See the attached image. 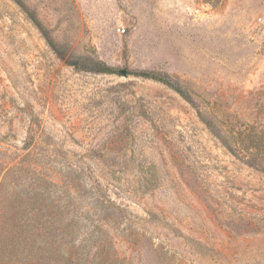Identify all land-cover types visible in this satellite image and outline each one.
<instances>
[{
    "label": "rangeland",
    "instance_id": "rangeland-1",
    "mask_svg": "<svg viewBox=\"0 0 264 264\" xmlns=\"http://www.w3.org/2000/svg\"><path fill=\"white\" fill-rule=\"evenodd\" d=\"M20 1L44 31L0 0V264H264V0Z\"/></svg>",
    "mask_w": 264,
    "mask_h": 264
},
{
    "label": "trees",
    "instance_id": "trees-1",
    "mask_svg": "<svg viewBox=\"0 0 264 264\" xmlns=\"http://www.w3.org/2000/svg\"><path fill=\"white\" fill-rule=\"evenodd\" d=\"M14 1V3L19 7L21 8V10H23L27 16L29 17V19L33 22V24L42 32L44 31L41 24L38 22L37 18L32 15V14H28L29 12L27 11V8L24 6V4L20 1V0H12ZM206 2H211V3H215L216 1H213V0H206ZM45 39L46 41H48L47 37L45 36ZM98 65V64H97ZM100 66V65H98ZM92 71V70H91ZM93 72H97V73H109V74H113V73H116L115 70H112L110 68H107L106 66H102V67H98L96 68L95 70H93ZM130 74H133L135 76H139V77H143V78H148V79H153L155 81H158L162 84H165L166 86H169L171 88H173L178 94H180L181 96L184 95L183 91L176 87L172 82L171 80L169 79L168 76H157V75H154L152 73H147V72H140V73H130ZM226 144V143H225ZM228 145V144H226ZM245 163H247L249 166L252 165L248 160H245ZM98 201L99 198H97ZM101 202V201H100ZM102 203V202H101ZM20 210H23L25 213H27L28 215L26 216V218L24 220H21L22 224L23 225H29L33 228V226L35 225V211L33 210H29V208L27 207H20ZM12 211V210H11ZM5 212V211H3ZM16 213H14V211H12V214H11V217L13 218V220L15 219V216ZM45 225L46 224H49L48 227H51L50 223L48 222V220H45ZM37 225H43V224H37ZM36 229L38 230L37 226H36Z\"/></svg>",
    "mask_w": 264,
    "mask_h": 264
},
{
    "label": "water",
    "instance_id": "water-1",
    "mask_svg": "<svg viewBox=\"0 0 264 264\" xmlns=\"http://www.w3.org/2000/svg\"><path fill=\"white\" fill-rule=\"evenodd\" d=\"M121 74H122V75H125V74H126V71H125V70H122V71H121Z\"/></svg>",
    "mask_w": 264,
    "mask_h": 264
},
{
    "label": "built area",
    "instance_id": "built-area-1",
    "mask_svg": "<svg viewBox=\"0 0 264 264\" xmlns=\"http://www.w3.org/2000/svg\"><path fill=\"white\" fill-rule=\"evenodd\" d=\"M119 31H121V33H124L125 29L124 28H121V30H119Z\"/></svg>",
    "mask_w": 264,
    "mask_h": 264
}]
</instances>
